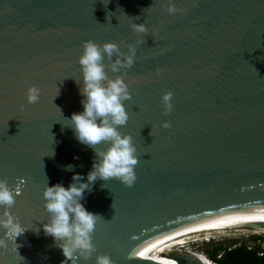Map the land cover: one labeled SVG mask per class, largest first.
<instances>
[{
	"label": "water",
	"instance_id": "obj_1",
	"mask_svg": "<svg viewBox=\"0 0 264 264\" xmlns=\"http://www.w3.org/2000/svg\"><path fill=\"white\" fill-rule=\"evenodd\" d=\"M175 6L170 14L167 0H0V177L20 188L12 212L27 229L18 247L0 228V264H72L44 232L43 192L48 182L67 186L75 172L86 179L93 164V149L65 119L84 109L79 57L89 39L119 42L125 52L136 45L130 68L107 71L130 86L121 130L133 136L139 161L133 186L97 179L86 193L85 206L103 218L93 232L97 251L78 264H96L103 252L115 264H209L187 249L158 263L132 255L128 243L193 204L249 199L264 185V0ZM135 22L148 32H135ZM32 85L41 89L34 104L27 100ZM168 91L174 107L166 114Z\"/></svg>",
	"mask_w": 264,
	"mask_h": 264
},
{
	"label": "clouds",
	"instance_id": "obj_2",
	"mask_svg": "<svg viewBox=\"0 0 264 264\" xmlns=\"http://www.w3.org/2000/svg\"><path fill=\"white\" fill-rule=\"evenodd\" d=\"M167 11L170 14L178 11L175 0H167ZM132 28L140 34L148 32L145 23L135 22ZM127 47L128 51L125 52L116 41H105L102 45L91 39L84 41L79 57L82 72L81 103L84 109L73 112L70 118H64L71 122L70 127L76 139L93 149V164L86 179L84 174L75 172L67 186L63 182H48L43 192L44 207L49 214L47 222L43 223L44 232L54 238L65 259H71L72 264H78V257L89 259L97 251L93 232L98 220L103 217L85 206L83 201L86 193L93 191L97 179L107 182L116 178L129 187L137 179V147L133 136L121 130V126L126 125L130 118L125 103L131 98L130 86L124 75L113 77L107 71L110 67L112 72L119 73L122 68H130L134 64L136 45L129 44ZM105 57L111 62L110 65L105 62ZM172 96L171 91L163 94L166 114L173 110ZM40 98L39 86H30L27 90L28 103L34 104ZM163 127H171V122L164 121ZM102 144H107V147H99ZM53 155L54 151L50 156ZM74 168L73 164L65 166L66 171H73ZM101 187L106 188V183ZM19 193L18 186L12 187L6 177H0V228L15 243L27 230L12 212ZM4 244L5 241L0 239V246ZM96 264L115 262L109 254L102 253L96 256Z\"/></svg>",
	"mask_w": 264,
	"mask_h": 264
},
{
	"label": "bare ground",
	"instance_id": "obj_3",
	"mask_svg": "<svg viewBox=\"0 0 264 264\" xmlns=\"http://www.w3.org/2000/svg\"><path fill=\"white\" fill-rule=\"evenodd\" d=\"M260 182L264 184V178ZM259 193L262 195L258 197L254 195H259ZM263 193L264 185H260L246 193L255 198L233 199L225 204H218L217 202L228 200L220 196L212 202L202 201L203 206H206L201 209L196 207L197 204H193L190 208L194 209L190 213L156 224L137 239H131L128 249L132 255L160 263L172 258L170 252L176 247H183L184 244H190L199 239L223 234L228 230L239 232L253 225L264 233V226L259 224V222H264V219H261L264 217ZM236 196L245 198L242 196L246 195L236 194ZM127 242V239L123 240L122 245ZM198 254L204 257L209 264H216L204 253Z\"/></svg>",
	"mask_w": 264,
	"mask_h": 264
},
{
	"label": "trees",
	"instance_id": "obj_4",
	"mask_svg": "<svg viewBox=\"0 0 264 264\" xmlns=\"http://www.w3.org/2000/svg\"><path fill=\"white\" fill-rule=\"evenodd\" d=\"M254 237L264 240L262 236ZM206 255L217 264H264V246H249L245 241L240 245L213 242L212 247L206 250Z\"/></svg>",
	"mask_w": 264,
	"mask_h": 264
},
{
	"label": "rangeland",
	"instance_id": "obj_5",
	"mask_svg": "<svg viewBox=\"0 0 264 264\" xmlns=\"http://www.w3.org/2000/svg\"><path fill=\"white\" fill-rule=\"evenodd\" d=\"M253 236L264 237V233H261V231L259 230V228H257V226L252 225V226H247L246 229H244V231L237 232L233 230H228V232H225L223 234H216L213 235L212 237L199 239L196 240V242L193 241L190 242V244L187 243L184 244L185 246L176 247L175 249H181V250L187 249V250L195 251L197 253H205L206 255V250L212 247L213 242L215 243L225 242L226 245L237 243V245H240V243L245 241L249 246H255L256 244H261L262 246H264V240H258L255 237L253 238ZM174 250H172L173 251L172 253H175Z\"/></svg>",
	"mask_w": 264,
	"mask_h": 264
},
{
	"label": "snow or ice",
	"instance_id": "obj_6",
	"mask_svg": "<svg viewBox=\"0 0 264 264\" xmlns=\"http://www.w3.org/2000/svg\"><path fill=\"white\" fill-rule=\"evenodd\" d=\"M261 219H264V217H261Z\"/></svg>",
	"mask_w": 264,
	"mask_h": 264
}]
</instances>
